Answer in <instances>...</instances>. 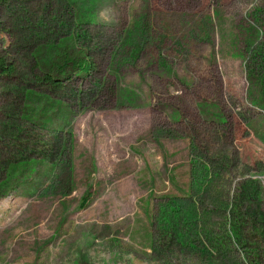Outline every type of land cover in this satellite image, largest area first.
<instances>
[{
    "label": "rangeland",
    "instance_id": "374dc122",
    "mask_svg": "<svg viewBox=\"0 0 264 264\" xmlns=\"http://www.w3.org/2000/svg\"><path fill=\"white\" fill-rule=\"evenodd\" d=\"M263 59L264 0H1L0 264H264Z\"/></svg>",
    "mask_w": 264,
    "mask_h": 264
},
{
    "label": "trees",
    "instance_id": "16d2710c",
    "mask_svg": "<svg viewBox=\"0 0 264 264\" xmlns=\"http://www.w3.org/2000/svg\"><path fill=\"white\" fill-rule=\"evenodd\" d=\"M68 66L74 67L76 70H78L79 72H82V73H88L92 70V64L90 62H87L84 60L83 61L68 60L67 58H65L63 60L62 64H60V68H61L60 72L64 69H66ZM260 66H261V64H260ZM262 68L264 69V59L262 60ZM0 71L6 72V68L4 67V62H2L1 60H0ZM42 81H45V83L49 84L50 86L55 87L56 89H58V87H59L58 84H53V83H55V81L52 78L44 77L42 79ZM253 192L255 193L256 190H254ZM85 200L86 199H83V201L81 202V205H80L81 208L86 207ZM260 220H263V217H261ZM239 227H241V224L239 223V220L237 219V221L234 222V224H233V233H234L237 240H240L242 238V236H240V228Z\"/></svg>",
    "mask_w": 264,
    "mask_h": 264
}]
</instances>
